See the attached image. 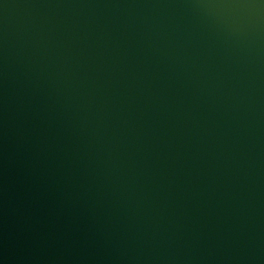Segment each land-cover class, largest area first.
<instances>
[{
  "label": "water",
  "instance_id": "95a60500",
  "mask_svg": "<svg viewBox=\"0 0 264 264\" xmlns=\"http://www.w3.org/2000/svg\"><path fill=\"white\" fill-rule=\"evenodd\" d=\"M0 264H264V0H0Z\"/></svg>",
  "mask_w": 264,
  "mask_h": 264
}]
</instances>
